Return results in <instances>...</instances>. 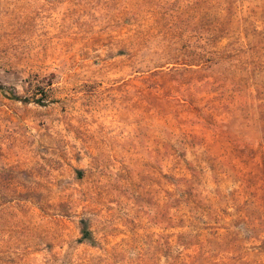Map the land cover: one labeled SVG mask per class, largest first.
Masks as SVG:
<instances>
[{"label": "rangeland", "instance_id": "374dc122", "mask_svg": "<svg viewBox=\"0 0 264 264\" xmlns=\"http://www.w3.org/2000/svg\"><path fill=\"white\" fill-rule=\"evenodd\" d=\"M0 89V264H264V0H0Z\"/></svg>", "mask_w": 264, "mask_h": 264}, {"label": "trees", "instance_id": "16d2710c", "mask_svg": "<svg viewBox=\"0 0 264 264\" xmlns=\"http://www.w3.org/2000/svg\"><path fill=\"white\" fill-rule=\"evenodd\" d=\"M0 90H1L3 93H5V94H6V92H5V91H3L2 89H0ZM10 94H11V93H10ZM10 98H14V97H13V95H11V97H10ZM83 236H84V238H85V239H88V238H89V236H90V235H89V232L85 230V231H84V233H83Z\"/></svg>", "mask_w": 264, "mask_h": 264}]
</instances>
